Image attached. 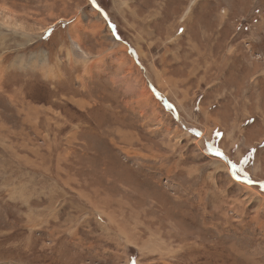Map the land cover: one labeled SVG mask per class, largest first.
Listing matches in <instances>:
<instances>
[{"label": "rangeland", "instance_id": "obj_1", "mask_svg": "<svg viewBox=\"0 0 264 264\" xmlns=\"http://www.w3.org/2000/svg\"><path fill=\"white\" fill-rule=\"evenodd\" d=\"M262 181L264 0H0V264H264Z\"/></svg>", "mask_w": 264, "mask_h": 264}, {"label": "snow or ice", "instance_id": "obj_2", "mask_svg": "<svg viewBox=\"0 0 264 264\" xmlns=\"http://www.w3.org/2000/svg\"><path fill=\"white\" fill-rule=\"evenodd\" d=\"M93 2H94V0H93ZM180 31H183V29H180ZM167 106L169 108H171V105H167ZM197 134L199 135V133H197ZM216 135L218 136V135H220V133L217 132ZM209 150L210 151H213L212 149H209ZM214 154L216 156H218V157L225 158L224 157V153L220 149H218V148L214 150ZM249 155H251V153H249ZM247 159H248V157L245 156L242 162H247ZM231 168L235 171L236 170V165H234V164L231 165ZM245 179H246V182L249 183V184L256 183L255 181H252V180L247 179L246 174H245ZM259 183H260L261 188H264V181L259 182ZM132 264H135V262L133 261Z\"/></svg>", "mask_w": 264, "mask_h": 264}, {"label": "bare ground", "instance_id": "obj_3", "mask_svg": "<svg viewBox=\"0 0 264 264\" xmlns=\"http://www.w3.org/2000/svg\"><path fill=\"white\" fill-rule=\"evenodd\" d=\"M154 18V17H153ZM141 51V50H140Z\"/></svg>", "mask_w": 264, "mask_h": 264}]
</instances>
